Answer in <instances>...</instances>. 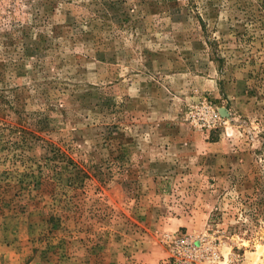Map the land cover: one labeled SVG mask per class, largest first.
Listing matches in <instances>:
<instances>
[{
    "label": "rangeland",
    "instance_id": "obj_1",
    "mask_svg": "<svg viewBox=\"0 0 264 264\" xmlns=\"http://www.w3.org/2000/svg\"><path fill=\"white\" fill-rule=\"evenodd\" d=\"M178 233L264 264V0H0V264Z\"/></svg>",
    "mask_w": 264,
    "mask_h": 264
},
{
    "label": "built area",
    "instance_id": "obj_2",
    "mask_svg": "<svg viewBox=\"0 0 264 264\" xmlns=\"http://www.w3.org/2000/svg\"><path fill=\"white\" fill-rule=\"evenodd\" d=\"M165 264H239L238 255L222 254L221 243L216 238L205 235L194 236L187 233L167 235Z\"/></svg>",
    "mask_w": 264,
    "mask_h": 264
}]
</instances>
